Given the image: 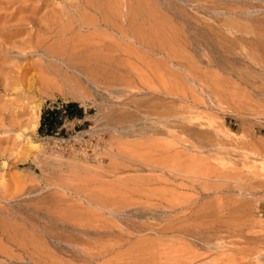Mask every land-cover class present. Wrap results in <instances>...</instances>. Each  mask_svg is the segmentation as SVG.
<instances>
[{
    "label": "rangeland",
    "instance_id": "1",
    "mask_svg": "<svg viewBox=\"0 0 264 264\" xmlns=\"http://www.w3.org/2000/svg\"><path fill=\"white\" fill-rule=\"evenodd\" d=\"M144 1L153 46L119 79L80 53L19 57L56 41L36 28L0 37V264H264V0ZM70 101L82 116L37 131Z\"/></svg>",
    "mask_w": 264,
    "mask_h": 264
},
{
    "label": "bare ground",
    "instance_id": "2",
    "mask_svg": "<svg viewBox=\"0 0 264 264\" xmlns=\"http://www.w3.org/2000/svg\"><path fill=\"white\" fill-rule=\"evenodd\" d=\"M31 1L32 0H0V22L2 24L6 23L7 21L5 20L3 21L1 19H5L7 18V16H2L1 11L7 7L13 6V4L17 5V7L14 8L12 14H9L10 16H8L9 17L8 20L9 22H11L10 25L0 27V30L1 29L4 30L0 32L1 35L0 37L3 36L6 37L9 34V32L12 31L14 36L17 35V33H20L21 31L23 32L30 28H36V30L38 29V31L42 32L43 35L47 34L56 37V41L53 40L54 42L45 45L46 43L45 41H47L46 40L47 37H43L41 34L40 37L39 33L38 34L35 33L36 35L39 36V38L37 39L35 38V40H31V39L25 41L23 40L21 44L18 43V46L9 45V48L21 47V49L18 50L20 51V53L16 54L19 57H25L30 53L36 55L38 54L40 56V59L36 60L35 62L37 65H39L41 70L42 68L47 67V64L46 63L44 64L45 62L43 60L44 58H51L55 61H59L60 63L64 64L63 57L70 58V57H74L77 53H80L82 55L78 57L79 59L78 58L77 59L79 60V64L82 65L85 69L89 65H93L94 67L95 66L99 67V69L101 70H102L101 66L104 67L107 66L109 67V69H111L112 74L110 76L112 77L115 76L117 79H119V76L115 75V71L123 63V62L121 63L120 60L118 59L120 55L122 56V54L125 53L131 60H134L136 62L138 59H140L139 50H138V47H140V45H144V46L148 45L149 47L153 46L152 41L147 40L145 34L146 29L144 30V28L141 26L140 23L141 13H143L142 7L149 5V3L145 2L144 0H53V3H56L58 5L57 6L58 8L51 9L49 10L50 12L47 11V13H49V17L47 19H43L41 15L40 17L36 16V18L32 17L31 15L35 12V10H33L34 11L33 12L32 10H29V8L27 9L28 6L20 5L21 3L29 4V2ZM34 4L37 3L35 2ZM149 12L150 11L147 10L146 14L148 13L149 15ZM29 13L32 14L28 15ZM34 15L35 14H33V16ZM152 30L153 29H151V31ZM120 40H125V41L127 40V43L122 44L120 43ZM5 42L6 41L4 42L0 41V45L7 47L8 44L6 46ZM14 43L16 44V42ZM25 50L28 52H25ZM7 53L10 54V52ZM32 65L35 66L34 64ZM17 69L19 70L14 69L16 72L14 75L16 77L15 80L12 81L11 83L18 84L19 86L24 87L25 80L23 76L25 75L24 72L25 68L17 67ZM69 69L74 70L75 68L71 67ZM53 70L54 73H56V75L52 74ZM53 70L50 75L57 76L61 74L59 70L56 71L55 68ZM57 72L60 74H58ZM83 75L85 76V74ZM42 76H44V72ZM48 77L47 78L40 77L39 79H37V82L41 83L45 88L46 85H50V86L54 85V88L56 86L59 87V89H61L62 83L58 86L60 82H57L58 84L56 85L55 83L56 80L54 79L55 80L54 81L53 77L51 78ZM59 77L61 78V76ZM43 79H44L43 83H46V85L42 83ZM57 80L59 79L57 78ZM68 80L70 81V79ZM9 81L11 80H8L7 82ZM30 81L32 80H29V82L27 83H30V85L31 83L33 84V82ZM12 84L9 85L11 86ZM27 86H29V84ZM5 87H7V84L5 85ZM26 96L22 95L20 96V98L23 100L24 98H26Z\"/></svg>",
    "mask_w": 264,
    "mask_h": 264
},
{
    "label": "trees",
    "instance_id": "3",
    "mask_svg": "<svg viewBox=\"0 0 264 264\" xmlns=\"http://www.w3.org/2000/svg\"><path fill=\"white\" fill-rule=\"evenodd\" d=\"M80 116H82V109L73 101L66 102L61 109H44L39 116L37 131L41 134H51L61 124L63 118Z\"/></svg>",
    "mask_w": 264,
    "mask_h": 264
}]
</instances>
